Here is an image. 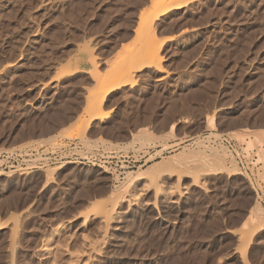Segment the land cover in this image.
Here are the masks:
<instances>
[{"label":"rangeland","instance_id":"374dc122","mask_svg":"<svg viewBox=\"0 0 264 264\" xmlns=\"http://www.w3.org/2000/svg\"><path fill=\"white\" fill-rule=\"evenodd\" d=\"M171 1L181 4L154 22L158 55L131 64L97 113L96 73L147 42L136 27L150 0H0V146L47 154L33 172L0 173V264H75L66 250L77 264H264V220L243 224L264 210L260 149L246 147L264 136V0ZM184 139L164 157L223 145L238 168L202 171L198 183L174 172L158 179L165 194L138 182L112 201L120 216L104 226L97 212L111 191L148 167L123 176V155Z\"/></svg>","mask_w":264,"mask_h":264},{"label":"bare ground","instance_id":"6f19581e","mask_svg":"<svg viewBox=\"0 0 264 264\" xmlns=\"http://www.w3.org/2000/svg\"><path fill=\"white\" fill-rule=\"evenodd\" d=\"M151 4L148 8L144 9L143 12L140 13V16H139V23L137 25V35L140 36V35H144V36H147V42H145L141 47L139 46L136 51L130 56V59L123 61L122 65H116L115 68L113 70L110 71V73L105 76V77H100L98 75V73H96V76L98 77V83H99V89H102V91L100 92V96H98L94 102V104L92 105V107L90 108V111H95L97 109V113H100V109L102 107V103L104 102V100L108 97V95L110 94V92L112 90H115V89H120L124 84H126V82L128 81L129 77H130V67H132L131 64H134L136 63L137 64V67H139L140 69L142 67H144L145 65L147 66V64H151V62L153 61L152 58H154V56L160 51V47L156 48V50L152 49V47L154 45H152V43H154V41H156V39L154 38L156 36L155 34V28H154V22L155 20H157L159 18V16L165 14L166 12H168L175 4H178V3H174L172 2L171 0H150ZM181 4V2L179 3ZM155 39V40H154ZM154 40V41H153ZM138 46V45H137ZM136 46V47H137ZM156 53H155V52ZM155 54V55H154ZM152 60V61H151ZM158 61V60H157ZM124 62H125V65H124ZM161 62V60H160ZM160 62H158L157 64H159ZM135 64V65H136ZM139 65V66H138ZM160 65V64H159ZM120 66V67H119ZM149 66V65H148ZM138 69V68H137ZM91 117L89 120L85 121V128L87 129L89 127V123L91 121ZM214 120L215 118L213 116H208L207 117V125L210 126L211 128H215L216 125L214 123ZM83 126V125H82ZM77 129L76 130H81L82 127L81 126H78L77 124ZM175 128V123L171 124V126L169 127V132H173ZM208 129V128H207ZM234 133V132H233ZM170 134V133H169ZM235 134V133H234ZM221 134L219 133H216L215 136H219ZM233 135V134H232ZM236 137H242L244 135H241L238 133L235 134ZM140 136H143V135H140ZM210 137V136H209ZM221 137V136H219ZM217 137V139L219 138ZM141 140L143 141H148V139L144 138V137H139ZM215 138V137H214ZM213 138V139H214ZM233 138V137H232ZM245 139V138H244ZM151 141V140H149ZM202 141V140H201ZM207 141H210V140H207ZM140 142V141H138ZM197 142V141H196ZM219 142V141H218ZM141 143V142H140ZM143 143V142H142ZM203 143V141L201 142ZM220 143V142H219ZM218 143V144H219ZM199 144V143H198ZM126 145V144H125ZM128 145V144H127ZM186 145V144H185ZM213 145V144H212ZM205 146V145H204ZM255 146H258L257 149H260V154H259V151L258 154H259V159L263 162V168H264V136L261 137L259 136L258 134H255L254 135V140L250 139L247 141L246 143V147L247 149H251V148H254ZM228 147V146H227ZM256 148V147H255ZM234 149V148H233ZM229 149H226L223 145H213L212 147H210V152L209 153H204L203 152V149H196V148H190V147H186L184 149H182L181 151H179L178 153H176L175 155H170L168 157H164L162 160L160 161H156L150 165H148V167L144 168V169H141V170H138V171H134V172H127L125 175V180L122 181L121 183V188H119V191L115 192L114 190L111 191V193L109 194V197L111 202L107 201L106 203L102 204L100 206V209H98V214L97 215H100L101 219L104 220L102 222H106L107 225H104V226H108L109 227V218L113 217L114 214L115 216L119 215L120 213H117V209H115L113 206L114 204H111L112 201H116L118 199H125L126 197V190L131 188L132 186H136V183L138 182H142L141 186L138 187L139 190H145L147 188H149L150 186H156V195L158 193L161 194V192H163L165 194L166 190L162 191V187H160V185L162 183L158 182L160 178H163V176H166L168 175L169 176H172L175 172V174L177 173V175H182L181 173H194V174H191L192 176L195 175V178H194V183L199 181V177L201 176L200 172H202V175L203 173L207 172V174L209 172H213V173H219V172H222V171H225V170H231L233 171V169H235L236 167L238 168V165L236 166V161H235V157H234V154L230 151H228ZM83 151V150H82ZM86 152V151H84ZM92 153V152H91ZM82 154V153H81ZM198 156H201L202 158H206V159H203L201 161H198V163H194V164H197L195 166L192 165V167L187 163L189 162V160L195 158V157H198ZM86 157V156H85ZM89 159V158H88ZM104 161V160H103ZM67 163H70V160L69 161H64L62 163V166L64 164H67ZM193 163V162H192ZM55 167V166H54ZM262 168V169H263ZM106 172V171H105ZM46 177L47 179H52L54 176V169L50 168V169H47L46 170ZM187 173V174H189ZM228 173H230L228 171ZM262 173V174H261ZM259 172L258 174L260 176H263L264 178V172ZM174 174V175H175ZM200 175V176H199ZM124 176V175H123ZM176 176V175H175ZM167 178V177H166ZM179 178V176L177 177ZM176 178V179H177ZM261 178V177H260ZM166 180V179H164ZM162 180V181H164ZM179 180V179H177ZM47 181V180H46ZM158 183V184H156ZM138 186V185H137ZM119 187V186H118ZM117 187V188H118ZM115 188V187H114ZM154 188V190H155ZM118 190V189H117ZM137 190V189H136ZM135 190V191H136ZM138 191V190H137ZM171 191V190H169ZM140 193V191H138ZM137 192V193H138ZM142 192V191H141ZM134 193V192H133ZM143 193V192H142ZM168 193V192H167ZM166 193V194H167ZM171 193V192H170ZM136 194V193H134ZM133 194V195H134ZM141 194V193H140ZM172 194V193H171ZM137 195V194H136ZM170 195V194H169ZM131 196V194H130ZM135 196V195H134ZM133 196V197H134ZM256 206V205H255ZM262 206V205H261ZM261 208V209H260ZM258 209H256L255 212H253L252 214H248L247 218L245 219V223L243 224H246V221L251 217V221H253V224L255 225V223L257 222L259 224V222L263 221L264 220V215L262 214V210L263 208L260 207ZM255 210V209H253ZM251 210V211H253ZM250 211V212H251ZM264 211V210H263ZM90 213V212H89ZM92 213V212H91ZM94 214V213H93ZM94 216H96L94 214ZM120 216V215H119ZM86 218H88V215H86ZM99 218V219H100ZM114 218V217H113ZM119 218V217H118ZM112 219V218H111ZM112 221V220H111ZM104 222V224H105ZM264 223V222H263ZM102 224V223H101ZM112 223H110L111 225ZM103 225V224H102ZM257 225V224H256ZM260 225V224H259ZM105 227V228H106ZM255 228H257L256 226H254ZM102 228V226H101ZM104 229V227H103ZM107 229V228H106ZM105 230V229H104ZM103 230V231H104ZM108 230V229H107ZM106 230V231H107ZM255 230V229H254ZM249 231V230H248ZM245 234L242 235V232H241V235H242V239L244 241H246L248 238H249V234L247 233L246 234V230L244 231ZM105 233V232H103ZM102 233V234H103ZM107 233V232H106ZM107 235V234H106ZM84 238V237H83ZM82 238V239H83ZM86 238V237H85ZM88 239V237H87ZM105 239V238H103ZM83 241V240H82ZM89 241V239H88ZM88 241L85 242V240L83 241V243H88ZM92 241V240H91ZM247 242V241H246ZM82 243V245H84ZM90 243V241H89ZM87 244V248L88 246L92 247L91 251L93 252V250H96L98 251L94 246L95 243L91 242L92 244H94L93 246H91L92 244ZM48 244V243H47ZM46 244V245H47ZM45 246V245H44ZM60 246V245H58ZM65 247L63 248V252L65 253L64 249H66L67 245H64ZM47 246H45L46 248ZM85 247V245H84ZM242 249H243V252L245 250V247L244 245L241 246ZM49 247H47V249L45 250H48ZM58 248V247H57ZM86 248V247H85ZM86 248V249H87ZM41 249V248H40ZM44 249V248H43ZM51 249V247H50ZM68 249V247H67ZM84 249V248H83ZM86 249H85V252H86ZM90 249V248H89ZM82 250V249H81ZM88 250V249H87ZM49 251V250H48ZM47 251V252H48ZM56 251V250H55ZM60 251V250H59ZM67 252H69L71 255L70 257V254H69V257L71 259H69V261L73 260V263L75 262V264H77V260H79L82 256H80L78 254V252H75V254H73L72 251H68L66 250ZM83 251V250H82ZM90 250H88L89 252ZM246 251V250H245ZM43 252V251H42ZM54 252V251H53ZM57 252V251H56ZM62 252V251H61ZM88 252L86 254H88ZM48 253H52L51 250L48 252ZM81 253V251L79 252ZM98 253V252H97ZM53 254V253H52ZM82 254V253H81ZM85 254V255H86ZM83 255V254H82ZM89 255H93L91 253H89ZM49 256V255H48ZM55 256V255H54ZM87 257V256H86ZM89 257V256H88ZM93 257H95L93 255ZM48 258V257H47ZM92 258V257H91ZM89 259V258H87ZM53 260V259H52ZM79 262V261H78ZM81 262V261H80ZM69 263V262H68ZM85 263V262H83ZM52 264V262H51ZM56 264V263H55ZM70 264V263H69ZM71 264H72V261H71Z\"/></svg>","mask_w":264,"mask_h":264},{"label":"built area","instance_id":"2783aa9c","mask_svg":"<svg viewBox=\"0 0 264 264\" xmlns=\"http://www.w3.org/2000/svg\"><path fill=\"white\" fill-rule=\"evenodd\" d=\"M189 141L190 139L178 140L165 147L146 146L140 150L131 151L123 155L120 173L123 174L126 170L143 168L155 160L163 158L166 154L178 150L184 144H189ZM40 152V150L30 147L15 148L0 146V173L24 174L35 171L43 164V159L47 158L45 157L47 154H40ZM40 155H42V159L39 158Z\"/></svg>","mask_w":264,"mask_h":264}]
</instances>
